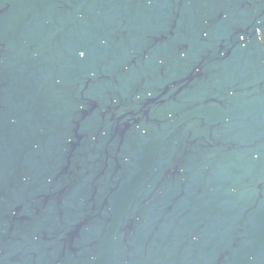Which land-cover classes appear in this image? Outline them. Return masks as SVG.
<instances>
[{
    "label": "water",
    "instance_id": "water-1",
    "mask_svg": "<svg viewBox=\"0 0 264 264\" xmlns=\"http://www.w3.org/2000/svg\"><path fill=\"white\" fill-rule=\"evenodd\" d=\"M0 264H264V0H0Z\"/></svg>",
    "mask_w": 264,
    "mask_h": 264
}]
</instances>
